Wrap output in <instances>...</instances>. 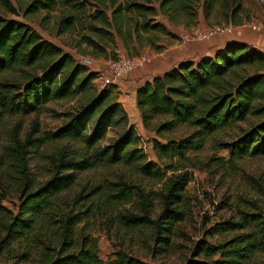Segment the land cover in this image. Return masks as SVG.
<instances>
[{"label":"trees","instance_id":"1","mask_svg":"<svg viewBox=\"0 0 264 264\" xmlns=\"http://www.w3.org/2000/svg\"><path fill=\"white\" fill-rule=\"evenodd\" d=\"M199 9L206 19L221 14L227 24L249 20L239 17L237 0H31L24 12L57 10V32H76L77 52L118 60V49L129 57L147 47L161 50L162 38L175 35L160 18L189 28L198 22ZM32 67L39 73L25 72L20 84L4 76ZM96 77L28 24L0 18L2 110L27 114L53 99H78L54 133L39 136L34 121L20 137L16 126L11 143L0 150V256L12 264H103L93 231L104 214L144 231L146 240L165 251L176 224L187 217L181 205L188 182L186 173L167 175L166 161L185 162L187 153L239 122H248L247 129L219 147L232 158L264 156V52L251 44L229 41L214 55L181 61L137 87L141 124L154 134L150 143L160 165L147 160L115 85L99 88ZM181 127L186 134L168 136ZM108 130L117 138L102 146ZM47 140L59 144L46 157L48 178L39 182L29 170V157ZM112 165L130 166L153 185L117 181L106 188L89 183L74 188L81 174ZM8 195L16 198L12 208L2 203ZM238 211L236 221L215 222L207 230L206 237L219 236L220 242L198 240L183 264H254L264 254V203L254 204L253 212ZM115 264L144 263L118 252Z\"/></svg>","mask_w":264,"mask_h":264},{"label":"rangeland","instance_id":"2","mask_svg":"<svg viewBox=\"0 0 264 264\" xmlns=\"http://www.w3.org/2000/svg\"><path fill=\"white\" fill-rule=\"evenodd\" d=\"M30 2L31 0H0V18L5 21L24 22L44 39L52 41L64 51L72 53L77 61L85 64L89 70L97 74L94 84L99 88L103 86L104 78L108 76V60L91 58L80 51L77 52L75 48L76 32L70 34L57 32L58 11L52 10L46 13L43 10H37L26 14L25 6ZM237 2L241 6L240 18H245L247 15L252 22L264 23V0H237ZM198 13L200 17L198 22L203 27L227 24L219 13H213L207 19L204 18L200 9ZM160 19L162 22L165 20ZM164 23L167 21L165 20ZM195 25L191 27L193 28ZM198 30L200 29L195 28L191 32L196 33ZM166 38L163 37L162 42ZM118 53V59L129 57L123 53L122 49H118ZM29 69H12L7 71L4 76L16 84H20L23 82L25 72L39 73V69L36 67ZM77 100V98L53 99L38 111L27 114H11L2 110L0 106V150H5L6 146L11 143L16 126L20 137L30 130L34 121L38 122L39 136L45 138L54 133L65 122L66 113L75 110ZM128 118L139 136L140 146L147 160L160 165L150 143V138L154 134L146 132L141 123L140 126H137L132 121V117L130 119L128 116ZM247 126L248 122H239L214 134L201 149L187 153L188 159L185 162L178 158L166 161L170 165V168L166 170L167 175L186 173L188 177L181 205L186 210L187 217L176 224L171 234V246L167 250L159 251L152 242L146 240L144 231L121 225L115 214H104L98 217L93 234L97 239L98 256L102 263L115 264L117 253L121 252L135 257L144 264H183L190 257L198 240L205 238L212 243L221 241L222 238L219 236L212 238L205 236L207 230L215 222L236 221L239 209L253 212L254 204L264 203V156L232 158L225 149H221L218 145L221 142L236 140L247 129ZM186 133L187 129L181 127L175 132L169 133L168 136L178 137ZM112 138H117L116 131L108 130L101 142L102 146L107 145ZM159 140L164 141L162 138ZM58 144L59 142L55 140H47L30 153L28 167L39 182L48 178L46 157L58 149ZM117 181L139 182L146 186L153 185L147 178L133 172L130 166L112 165L98 167L81 174L78 185H75L74 188L78 189L84 183L100 184L106 188ZM2 203L12 208L16 204V198L8 195ZM157 203L156 200L153 201L154 214L159 209ZM228 235L231 233L223 234L222 237ZM0 264H12V261L3 253L0 256ZM254 264H264V254L259 255Z\"/></svg>","mask_w":264,"mask_h":264},{"label":"crops","instance_id":"3","mask_svg":"<svg viewBox=\"0 0 264 264\" xmlns=\"http://www.w3.org/2000/svg\"><path fill=\"white\" fill-rule=\"evenodd\" d=\"M200 20V17H198ZM165 22V20H163ZM251 19L244 21L242 24L233 25V29L229 33H220L212 36L207 40L181 41L178 34L182 32H191L193 29H205L199 22L192 28H186L181 25L175 26L165 23L175 37H167L164 40V47L155 51L145 48L142 54L149 57L142 68L136 69L131 73L123 76L116 82L115 91L118 95V101L124 106L128 116L132 117V121L140 126L141 119L136 107V89L146 80H151L154 76L159 75L175 66L181 61L197 60L201 56H212L221 49L227 42L237 40L251 44L264 52V32H256L251 29L254 24Z\"/></svg>","mask_w":264,"mask_h":264},{"label":"built area","instance_id":"4","mask_svg":"<svg viewBox=\"0 0 264 264\" xmlns=\"http://www.w3.org/2000/svg\"><path fill=\"white\" fill-rule=\"evenodd\" d=\"M251 29L256 32H264V23L251 24ZM233 29L232 24H215L208 26L205 29H200L196 33L182 32L178 34V38L181 41H195V40H207L212 36L220 33H229ZM150 59L145 54H140L135 57H122L118 60H108V76L105 77V83L110 84L116 82L123 76L131 73L136 69L142 68Z\"/></svg>","mask_w":264,"mask_h":264}]
</instances>
